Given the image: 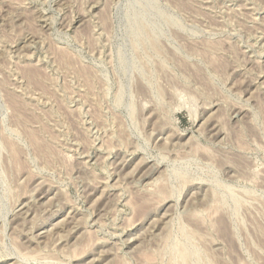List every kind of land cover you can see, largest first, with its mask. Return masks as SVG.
I'll list each match as a JSON object with an SVG mask.
<instances>
[{"label": "rangeland", "instance_id": "374dc122", "mask_svg": "<svg viewBox=\"0 0 264 264\" xmlns=\"http://www.w3.org/2000/svg\"><path fill=\"white\" fill-rule=\"evenodd\" d=\"M0 264H264V0H0Z\"/></svg>", "mask_w": 264, "mask_h": 264}, {"label": "bare ground", "instance_id": "6f19581e", "mask_svg": "<svg viewBox=\"0 0 264 264\" xmlns=\"http://www.w3.org/2000/svg\"><path fill=\"white\" fill-rule=\"evenodd\" d=\"M26 211H27V210H26ZM27 213H28V212H27ZM27 213H26V214H27ZM72 230H73V229H72ZM51 231H52V229H51ZM57 234H58V233H57Z\"/></svg>", "mask_w": 264, "mask_h": 264}]
</instances>
